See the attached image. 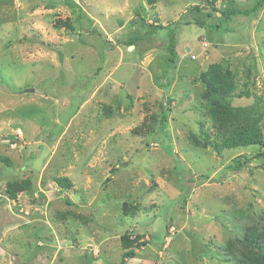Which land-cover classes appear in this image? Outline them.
Returning <instances> with one entry per match:
<instances>
[{"label": "rangeland", "instance_id": "rangeland-1", "mask_svg": "<svg viewBox=\"0 0 264 264\" xmlns=\"http://www.w3.org/2000/svg\"><path fill=\"white\" fill-rule=\"evenodd\" d=\"M257 1L0 0V264L249 257L264 155L231 166L264 114L260 143L219 148L207 98L233 79L232 107L264 108V0L219 10Z\"/></svg>", "mask_w": 264, "mask_h": 264}, {"label": "trees", "instance_id": "trees-1", "mask_svg": "<svg viewBox=\"0 0 264 264\" xmlns=\"http://www.w3.org/2000/svg\"><path fill=\"white\" fill-rule=\"evenodd\" d=\"M207 1L211 7V12H213L214 10H218V8L216 7V0ZM261 2L262 0H258L256 5L250 9L246 8L243 10L225 11L222 9L219 10L222 11V13L226 16L241 12L248 14L249 12L255 10ZM210 15L211 13L208 14V16ZM194 19L195 22L199 25L208 24L204 20H200L198 18ZM54 23L57 27H65L66 29L73 28L72 22L69 18H66L64 20L58 19ZM171 34L172 35L170 36V52L171 55H173L175 38L173 36V33ZM208 87L210 89V94L207 98V105L211 119L219 137V141L216 143V146L222 148L246 146L250 144L260 143L262 141V131L259 126V123L264 114V108L259 105L260 97H258L257 101L250 107L234 108L229 103V99H231L230 94L235 91V82L233 81V79H229V81H223L220 80L218 77L216 78V80H214V84L208 83ZM243 94L249 96L250 92L246 90L245 92H243ZM166 114H164V117L166 116ZM261 155H264V151H259L257 154L251 157L240 156L243 158V160H234L231 168L233 170H239L252 158ZM139 237H142L140 233L136 234L134 238L130 239L129 235L127 233H124L121 236V243L123 246H128L130 242L136 241L134 239H138ZM251 238L252 243H254V250L249 254V257L242 260L240 264H264V234L262 233L258 236L254 235L251 236ZM128 256L135 257V252H125L124 257Z\"/></svg>", "mask_w": 264, "mask_h": 264}, {"label": "water", "instance_id": "water-1", "mask_svg": "<svg viewBox=\"0 0 264 264\" xmlns=\"http://www.w3.org/2000/svg\"><path fill=\"white\" fill-rule=\"evenodd\" d=\"M186 50H188V48H186ZM32 90H33L32 88L26 89V91H32Z\"/></svg>", "mask_w": 264, "mask_h": 264}]
</instances>
